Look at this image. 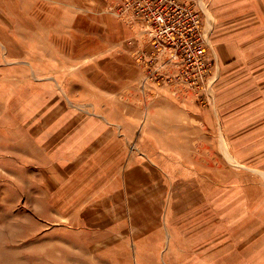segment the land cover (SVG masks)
<instances>
[{
	"label": "rangeland",
	"instance_id": "obj_1",
	"mask_svg": "<svg viewBox=\"0 0 264 264\" xmlns=\"http://www.w3.org/2000/svg\"><path fill=\"white\" fill-rule=\"evenodd\" d=\"M181 1L211 68L217 11L235 33L264 23V0ZM122 3L0 0V264H185L230 232L207 192L264 200V173L233 159L209 111L250 74L224 65L191 84Z\"/></svg>",
	"mask_w": 264,
	"mask_h": 264
},
{
	"label": "crops",
	"instance_id": "obj_2",
	"mask_svg": "<svg viewBox=\"0 0 264 264\" xmlns=\"http://www.w3.org/2000/svg\"><path fill=\"white\" fill-rule=\"evenodd\" d=\"M219 1L216 0L214 4ZM220 16L217 11L207 27L209 45L213 43L214 46V74L224 65H237L250 74L240 85L264 88V56L255 58L256 54L264 52L260 49L264 48V35H258L259 29H264V23L260 27L252 26L251 19H246L243 22L247 24L239 33H235L230 28L237 21L236 16L230 14L224 16L225 19ZM209 80L208 77L207 88L210 86ZM250 88L239 94L234 93L233 99L217 100L218 104L210 107L209 111L214 109L217 116V127L213 130L228 136V142H224L227 146L225 149L232 151L233 159L249 166L250 170L264 173V92H261L264 90L259 89L261 91L254 97L250 94L255 88ZM258 193V189L241 190L235 187L207 192L204 197L212 212L218 211L217 214L225 221L219 230L230 229V232L224 234L227 237L222 242L207 248L205 252L192 254V257L187 255L185 264H264V200H260L263 195L258 200ZM244 197L251 200L242 207L236 198ZM235 209L237 212L231 213ZM231 218L233 220H229Z\"/></svg>",
	"mask_w": 264,
	"mask_h": 264
},
{
	"label": "built area",
	"instance_id": "obj_3",
	"mask_svg": "<svg viewBox=\"0 0 264 264\" xmlns=\"http://www.w3.org/2000/svg\"><path fill=\"white\" fill-rule=\"evenodd\" d=\"M120 15L141 21L149 42L180 60L183 76L191 84L207 78L211 64L200 32V15L192 6L181 0H123Z\"/></svg>",
	"mask_w": 264,
	"mask_h": 264
},
{
	"label": "bare ground",
	"instance_id": "obj_4",
	"mask_svg": "<svg viewBox=\"0 0 264 264\" xmlns=\"http://www.w3.org/2000/svg\"><path fill=\"white\" fill-rule=\"evenodd\" d=\"M222 148V147H221ZM224 148V147H223ZM222 148V149H223ZM202 156V155H201ZM202 160V159H201ZM192 162V161H191ZM188 163V162H187ZM136 182V181H135ZM139 184V183H138ZM124 185V184H123ZM127 187V186H126ZM128 188V187H127ZM132 188V187H131ZM118 194V193H117ZM113 196V195H112ZM117 196V195H116ZM102 202V201H101ZM104 203V202H103ZM100 204V203H99ZM106 205V204H105ZM98 207V206H97ZM107 207V206H106ZM135 219H137V218H135ZM117 243V242H116ZM115 244V243H114ZM113 245V244H112ZM116 245V244H115Z\"/></svg>",
	"mask_w": 264,
	"mask_h": 264
}]
</instances>
